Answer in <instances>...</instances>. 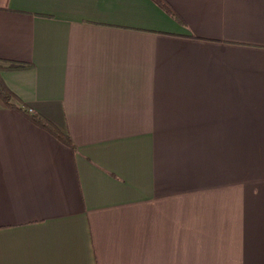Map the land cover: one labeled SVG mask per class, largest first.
I'll list each match as a JSON object with an SVG mask.
<instances>
[{"label": "crops", "instance_id": "crops-1", "mask_svg": "<svg viewBox=\"0 0 264 264\" xmlns=\"http://www.w3.org/2000/svg\"><path fill=\"white\" fill-rule=\"evenodd\" d=\"M167 1L0 0V264H264V0Z\"/></svg>", "mask_w": 264, "mask_h": 264}, {"label": "trees", "instance_id": "trees-1", "mask_svg": "<svg viewBox=\"0 0 264 264\" xmlns=\"http://www.w3.org/2000/svg\"><path fill=\"white\" fill-rule=\"evenodd\" d=\"M159 7H161L167 14L175 20L182 22L177 15L173 5L167 0H153ZM32 64L26 62L10 61L0 58V104L5 108H15L19 110L26 118H28L34 125L42 128L61 143L75 149L76 144L72 138L63 133L52 121L39 113H30L29 109L20 106L17 102L16 95L7 87L1 78V72L4 70H23L32 68Z\"/></svg>", "mask_w": 264, "mask_h": 264}, {"label": "built area", "instance_id": "built-area-1", "mask_svg": "<svg viewBox=\"0 0 264 264\" xmlns=\"http://www.w3.org/2000/svg\"><path fill=\"white\" fill-rule=\"evenodd\" d=\"M29 112H30V113H33L34 111H33L32 109H29Z\"/></svg>", "mask_w": 264, "mask_h": 264}, {"label": "rangeland", "instance_id": "rangeland-1", "mask_svg": "<svg viewBox=\"0 0 264 264\" xmlns=\"http://www.w3.org/2000/svg\"><path fill=\"white\" fill-rule=\"evenodd\" d=\"M206 255V253L204 254V256ZM206 264V263H205Z\"/></svg>", "mask_w": 264, "mask_h": 264}]
</instances>
